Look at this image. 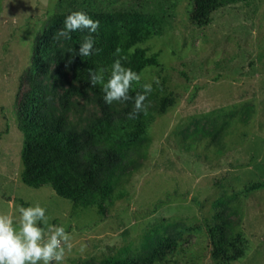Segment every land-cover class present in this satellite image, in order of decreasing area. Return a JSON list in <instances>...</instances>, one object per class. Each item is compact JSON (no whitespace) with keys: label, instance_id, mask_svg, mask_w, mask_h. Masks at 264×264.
<instances>
[{"label":"rangeland","instance_id":"obj_1","mask_svg":"<svg viewBox=\"0 0 264 264\" xmlns=\"http://www.w3.org/2000/svg\"><path fill=\"white\" fill-rule=\"evenodd\" d=\"M174 1V21L137 44L159 65L145 67L134 85L151 83L168 95L170 108L148 128L147 155L126 174L123 190L89 207L20 178L17 115L30 94L35 36L57 0L0 2V214L18 224L20 206L45 207L48 223L71 236L62 264H102L108 255L123 248L139 252L163 235L171 251L153 264H214L206 223L217 200H223L230 230L249 240L246 255L230 264H264V186H258L264 183V0L220 8L207 26L190 20L192 0ZM59 44L63 64L39 70L42 112L48 120L61 116L70 127L87 128L101 117L93 99L76 95L68 111L60 106L73 70L68 43L60 38Z\"/></svg>","mask_w":264,"mask_h":264},{"label":"trees","instance_id":"obj_2","mask_svg":"<svg viewBox=\"0 0 264 264\" xmlns=\"http://www.w3.org/2000/svg\"><path fill=\"white\" fill-rule=\"evenodd\" d=\"M250 1L253 0H192L189 17L198 26H207L218 9ZM175 8L174 0H57L46 28L35 36L32 65L27 72L30 94L27 105L19 109L17 115V126L23 137L20 174L23 184L31 188L49 187L73 206L83 207L100 205L116 191L123 190L126 174L136 169L147 155L148 128L168 111L169 97L153 89L144 102L147 114L141 112L135 119H129L135 94L143 93V86L135 90L133 82L129 93L132 99L108 105L103 100L102 86L90 84L89 70L104 68L106 82L113 62L120 56H126L122 63L137 73L147 66H158L157 56L147 54L146 49L137 44L172 23ZM73 11H84L100 22L95 33L83 29L69 33L70 39L63 38L72 58L69 66L73 70V83L60 98L62 110L68 111L73 97L78 95L93 99L101 113L96 122L81 129L68 126L61 116L51 120L45 117L42 112L46 105L45 92L39 77V70H47L49 63L63 64L64 49L55 38V30L64 29V20ZM89 35L94 38V48L101 51L81 57L80 44ZM117 48L121 49L119 56ZM150 100L155 103L148 105ZM258 186L263 187L264 183ZM235 193L243 191L233 195ZM214 205L212 219L206 223L211 260L214 264H230L246 255L249 240L242 231L230 230L223 200L215 201ZM170 251L168 238L163 235L139 252L123 248L108 255L102 264L159 263Z\"/></svg>","mask_w":264,"mask_h":264},{"label":"clouds","instance_id":"obj_3","mask_svg":"<svg viewBox=\"0 0 264 264\" xmlns=\"http://www.w3.org/2000/svg\"><path fill=\"white\" fill-rule=\"evenodd\" d=\"M100 26L98 20H93L84 11H73L64 20V29L57 33L55 38L70 39L69 33L87 29L90 33L97 32ZM94 38L86 36L80 44L78 54L88 57L94 53L98 54L101 49L94 48ZM133 51V50H130ZM121 49H116L119 56ZM126 56H120L112 66L110 75L105 82L104 68L89 70V81L94 87L102 86L104 92L103 100L111 105L116 101H128L132 99L130 90L133 82H139L141 75L122 63ZM68 64L72 63L70 57ZM67 67V64H66ZM156 84L159 80L154 78ZM153 91L151 83L143 85V93H137L134 98L133 111L129 113V119H135L141 112L147 114L145 100ZM18 224L12 216L0 214V264H62L65 258V245L70 250L72 245L70 234L64 226H54L48 223L46 208L39 203L18 209Z\"/></svg>","mask_w":264,"mask_h":264}]
</instances>
